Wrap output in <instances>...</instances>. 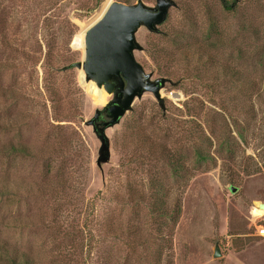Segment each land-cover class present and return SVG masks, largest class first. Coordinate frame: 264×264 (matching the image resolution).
Listing matches in <instances>:
<instances>
[{
    "label": "rangeland",
    "instance_id": "374dc122",
    "mask_svg": "<svg viewBox=\"0 0 264 264\" xmlns=\"http://www.w3.org/2000/svg\"><path fill=\"white\" fill-rule=\"evenodd\" d=\"M111 1L137 0H0V264H264V0H172L138 30L162 108L136 98L99 168L110 96L62 69Z\"/></svg>",
    "mask_w": 264,
    "mask_h": 264
},
{
    "label": "water",
    "instance_id": "95a60500",
    "mask_svg": "<svg viewBox=\"0 0 264 264\" xmlns=\"http://www.w3.org/2000/svg\"><path fill=\"white\" fill-rule=\"evenodd\" d=\"M174 6L172 0H156L154 7L141 0L134 4L111 1L102 16L86 30L81 60L63 68L82 71L85 83H94L110 96L103 108L95 110L94 116L86 122L100 142L96 161L99 168L110 160L105 131L119 124L121 118L131 111L136 98L140 99L146 92L151 93L162 108L160 91L168 80H152V74L146 73L136 60L134 52L144 49L137 41L136 33L142 27L151 33H159L158 27L165 22L169 9ZM101 115L106 120L96 124ZM257 209L264 211V201L259 202ZM219 255L216 250L215 257Z\"/></svg>",
    "mask_w": 264,
    "mask_h": 264
},
{
    "label": "built area",
    "instance_id": "2783aa9c",
    "mask_svg": "<svg viewBox=\"0 0 264 264\" xmlns=\"http://www.w3.org/2000/svg\"><path fill=\"white\" fill-rule=\"evenodd\" d=\"M254 215L258 216L255 213H254ZM255 228H256L257 235L260 236V237H264V226L259 224L258 226H255Z\"/></svg>",
    "mask_w": 264,
    "mask_h": 264
},
{
    "label": "trees",
    "instance_id": "16d2710c",
    "mask_svg": "<svg viewBox=\"0 0 264 264\" xmlns=\"http://www.w3.org/2000/svg\"><path fill=\"white\" fill-rule=\"evenodd\" d=\"M67 70H70V69H66V70H63V69H62V71H67ZM10 148H11V149H10V152H11V153L23 152V151H21V150H17V147L14 146V144H11V147H10ZM22 150H24V148H23Z\"/></svg>",
    "mask_w": 264,
    "mask_h": 264
},
{
    "label": "flooded vegetation",
    "instance_id": "af4514ba",
    "mask_svg": "<svg viewBox=\"0 0 264 264\" xmlns=\"http://www.w3.org/2000/svg\"><path fill=\"white\" fill-rule=\"evenodd\" d=\"M106 120V117L104 115H101L98 119V121L96 122V124L100 123L101 121Z\"/></svg>",
    "mask_w": 264,
    "mask_h": 264
}]
</instances>
